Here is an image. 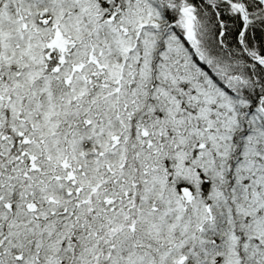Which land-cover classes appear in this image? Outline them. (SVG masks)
<instances>
[{"label":"snow or ice","instance_id":"obj_1","mask_svg":"<svg viewBox=\"0 0 264 264\" xmlns=\"http://www.w3.org/2000/svg\"><path fill=\"white\" fill-rule=\"evenodd\" d=\"M0 264H264V0H0Z\"/></svg>","mask_w":264,"mask_h":264}]
</instances>
